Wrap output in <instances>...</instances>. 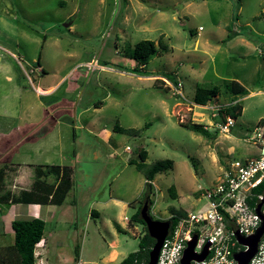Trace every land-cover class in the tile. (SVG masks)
<instances>
[{
	"label": "rangeland",
	"instance_id": "374dc122",
	"mask_svg": "<svg viewBox=\"0 0 264 264\" xmlns=\"http://www.w3.org/2000/svg\"><path fill=\"white\" fill-rule=\"evenodd\" d=\"M231 32L237 34L227 40ZM141 39L157 50L145 68L149 76L129 71ZM163 74L181 82L182 96ZM233 79L244 95L224 90ZM204 83L220 91L197 105L194 89ZM48 86L51 93L36 92ZM232 101L242 111L221 132L216 108ZM263 120L264 0H0V139L33 134L12 162L43 163L41 151L50 164L69 165L61 152L80 153L66 210H54L73 223L56 231L49 264H76L69 261L75 246L80 264H116L137 250L145 229L128 225L145 187L133 163L137 146L146 149V163L173 162L155 175L150 197L152 217L169 219V207L192 209L198 186L214 183L226 163L257 153L244 137ZM190 122L200 125L198 132L184 126ZM115 124L140 132L120 133ZM90 209L95 215L88 218Z\"/></svg>",
	"mask_w": 264,
	"mask_h": 264
},
{
	"label": "built area",
	"instance_id": "2783aa9c",
	"mask_svg": "<svg viewBox=\"0 0 264 264\" xmlns=\"http://www.w3.org/2000/svg\"><path fill=\"white\" fill-rule=\"evenodd\" d=\"M176 84V92L182 96L181 82ZM216 124L219 131L227 132L234 120L227 116L225 122ZM250 133L244 140L255 145L256 155L231 160L221 168L214 183L198 186L192 195L194 207L169 231L156 264H179L186 242L194 233L197 234L196 252H200L205 243L209 246L206 257L191 264H236L233 254L245 250L246 246L237 241L235 233L244 237L253 234L264 218V120ZM202 199L204 202L200 203ZM248 264H264V233Z\"/></svg>",
	"mask_w": 264,
	"mask_h": 264
},
{
	"label": "trees",
	"instance_id": "16d2710c",
	"mask_svg": "<svg viewBox=\"0 0 264 264\" xmlns=\"http://www.w3.org/2000/svg\"><path fill=\"white\" fill-rule=\"evenodd\" d=\"M236 34V32L228 33L226 39L228 40ZM156 51V46L150 39H141L136 42L131 53V59H133L134 65L130 67L129 71L140 76H149L150 74L147 73L145 68L150 57L153 56ZM36 64L37 66H40L39 58L37 59ZM161 76L165 77L168 81H173L174 84L177 83L172 74H163ZM23 77L24 76L22 75V78ZM154 87L158 86L154 85ZM223 87L226 92L233 96L244 95L246 93L245 87L237 80H230L229 82L224 83ZM219 91L220 88L217 85L209 83L197 85L194 89L193 103L197 105H205L208 101L216 97L219 94ZM241 111L242 105L240 101H232L225 105H219L216 108V122H225V117L227 116L235 119ZM184 126L196 132H198L200 128L198 123L193 122L186 123ZM113 130L132 135H137L140 132V129L121 127L117 124L113 126ZM136 152L138 160L134 162L133 160H129V163L133 162L135 168L142 172L145 179V187L143 189L142 200L139 203L137 210L128 219V225L139 223L143 225L145 231L143 235L139 237L137 250L129 252L116 264H146L148 251L151 248L154 239L148 234L145 224L139 216V209L144 199H147L150 209L152 203L150 199L152 194L151 181L156 174L167 172L173 165L172 160L168 158L158 159L150 164L146 163L145 159L147 157V151L142 145L137 146ZM6 168L7 165H2L0 167V190L1 187H3ZM33 170V181L30 190H21L16 195L8 196L7 193H0V202L5 204L38 202L61 205L68 192L73 189V167L43 164L35 165ZM168 193L172 199L177 197L173 185L168 188ZM169 211L171 215H173L169 218L171 222L170 230H172L178 219L185 216L186 212L174 207H169ZM10 225L14 235L13 244L0 248V264H34V246L40 241L43 235L44 221L40 218H18L11 221ZM115 226L118 231H121V228L117 224H115ZM73 253L74 259L76 260L79 253L78 246L74 247Z\"/></svg>",
	"mask_w": 264,
	"mask_h": 264
},
{
	"label": "crops",
	"instance_id": "0c3cea01",
	"mask_svg": "<svg viewBox=\"0 0 264 264\" xmlns=\"http://www.w3.org/2000/svg\"><path fill=\"white\" fill-rule=\"evenodd\" d=\"M235 80V79H233ZM239 82V81H238ZM53 86L48 87H35L36 92L39 94H49L53 90ZM37 89H41L44 91L38 92ZM246 89V88H245ZM253 94V93H250ZM69 111V109H68ZM65 110L64 112H68ZM75 127V126H74ZM29 132L26 130L22 131L23 136L21 137L19 134L15 136L14 139L17 141H20L19 144H16V140L12 139L10 142L8 138L1 137L0 139V167L2 165H7V168L5 170L4 180H3V187H1L0 193H7L8 195H16L21 190H30L31 184L33 181V173H34V166L35 165H43V164H50L48 162V157L43 158V156L40 154L42 150L40 147L36 148V152L39 151L40 159H44L45 162H31L33 161L31 158L27 160V162H17L13 163V156L19 152V147L25 142H29L30 139H32V135H27ZM27 135V136H26ZM32 155V151H27L26 157ZM148 154V153H147ZM256 155V154H255ZM254 155V156H255ZM61 156L64 159H67V161H71L69 165L65 166H71L75 168L76 161L80 158V153L76 152L75 150L66 151L64 153L61 152ZM95 158H98V155H94ZM51 165H60L63 166V164H54V162H51ZM154 179L151 181V184L153 185ZM85 190V189H84ZM77 191V187H76ZM5 196V197H7ZM67 196V195H66ZM73 196V195H72ZM66 198V197H65ZM65 200V199H64ZM71 204L76 203L75 197L70 199ZM92 203V202H91ZM64 201L61 205H55L51 203H38V202H30V203H1L0 202V248L10 246L13 244L14 235L13 231L11 229V221L18 218L23 219H30V218H40L44 221V230L43 235L39 242H37L34 246V256H35V262L34 264H49L48 262V255H49V244L52 240H55L58 246V242L60 238H56L55 235L56 231L60 227H70L72 225V221L70 220H61V216H55V209L59 210H66L63 206ZM69 206V205H68ZM61 208V209H60ZM89 216L88 218H91L93 215H95V212L93 209L89 210ZM49 224V230L47 234L46 232V225ZM70 224V225H69ZM61 246V245H60ZM3 253V251H2ZM79 254V253H78ZM81 254V253H80ZM115 252H112L110 254V257H114ZM69 261H77L76 264H80V257L78 259H74L73 257H69Z\"/></svg>",
	"mask_w": 264,
	"mask_h": 264
},
{
	"label": "water",
	"instance_id": "95a60500",
	"mask_svg": "<svg viewBox=\"0 0 264 264\" xmlns=\"http://www.w3.org/2000/svg\"><path fill=\"white\" fill-rule=\"evenodd\" d=\"M73 17H69L64 23L63 27L71 25ZM261 203L256 206V211L259 212ZM139 216L145 224L146 230L150 237L154 239L151 248L148 251V257L146 264H156L159 255L160 248L163 244L165 237L169 234L171 222L169 219H155L150 214L149 203L147 199H144L140 209ZM264 233V218L259 228L249 236H241L235 233L237 241L246 246L245 250L237 251L233 254L236 264H248L250 259L254 256L257 250V245L261 235ZM197 242V234L194 233L189 241L186 242V246L183 249L182 256L179 264H191L192 261L203 260L208 253L209 243H205L200 252L194 250Z\"/></svg>",
	"mask_w": 264,
	"mask_h": 264
},
{
	"label": "bare ground",
	"instance_id": "6f19581e",
	"mask_svg": "<svg viewBox=\"0 0 264 264\" xmlns=\"http://www.w3.org/2000/svg\"><path fill=\"white\" fill-rule=\"evenodd\" d=\"M37 91H38V92H41L42 90H40V89H37Z\"/></svg>",
	"mask_w": 264,
	"mask_h": 264
}]
</instances>
